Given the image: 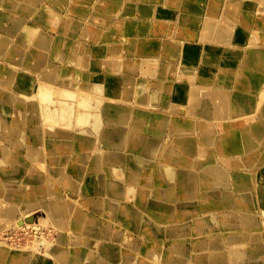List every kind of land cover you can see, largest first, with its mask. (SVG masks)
Listing matches in <instances>:
<instances>
[{
  "label": "bare ground",
  "instance_id": "obj_1",
  "mask_svg": "<svg viewBox=\"0 0 264 264\" xmlns=\"http://www.w3.org/2000/svg\"><path fill=\"white\" fill-rule=\"evenodd\" d=\"M23 1L25 5H34V0ZM148 3L152 8L151 20L137 23L135 34L123 41V47H127L128 52L136 58V73L150 72L147 67L153 70L163 68L166 77L174 85V88H164V92L169 94L165 106L176 113L172 112L161 123L162 130L166 124L165 133L169 135L166 140L162 136V147L158 139L143 135L144 131L141 130L150 124L143 111L137 113L125 103H108L54 89L58 82L61 83L58 77L66 80L70 76L60 66L54 67L50 59L57 57L71 63L72 37L75 33L81 36L86 31V26L78 25L82 23L80 20L85 19L62 23V17L67 15L55 12L48 5L42 8L37 6V11L29 8L25 10L46 26L47 35L43 33L39 36V30L31 27L25 18H15L11 28L5 31L8 37L2 35L4 32L0 33V53L9 52L6 56H15L30 70H35L34 77H28L22 83L30 96L29 100L24 97L16 99L14 95L8 94L7 102H3L5 89L11 88L17 96H22L24 90L20 87L15 71L10 76L0 77V135L17 149H26L31 156L34 154L32 157L41 162L46 160V152L69 156L73 154L71 151L74 146L70 137L78 135L81 140L84 139L77 130L66 131L71 126L67 114L71 110L69 106L75 108L74 120L78 124L86 120L88 112L94 108L99 110L111 122L110 126L103 127L99 132L106 141L98 135L100 140H84L92 149H96L98 143L107 145L109 142L116 145L119 151L125 150L121 156L117 153L109 155L113 164L121 165V170L106 171L102 166L104 172L95 174L94 171L100 169L102 157L99 154L106 155V151L93 152L91 165L87 166L89 162H68L67 170L74 178L67 181L63 177L57 178L66 182V188L81 191L88 180L91 186L99 188L102 185L100 180L116 177L121 172L123 177L119 178L120 181H111L116 184L113 189L115 195L123 193V187L118 184L123 178L128 184L144 180L145 186L136 188V193L141 201L145 199L143 205L153 213L150 222L143 219L145 216L131 204L114 200L107 207L111 218L105 219L106 224L100 225L96 220L86 217V213L80 210L82 208H78L77 203L82 204L81 200H69L68 207L72 216H75L73 222L81 234L73 235L72 229L67 231L60 227L65 208L58 202L59 196L54 195L56 186L52 182L43 183L40 172L34 167H28L27 172L18 168L23 165L17 153L0 140V167L3 168L0 171V264H115L117 260L121 261L122 253L125 255L124 247L134 250L151 248L145 246L146 241L143 246L139 244L141 239L124 235L130 227L135 229L141 225L153 230L155 235L160 233L161 237L169 230L173 234H190L191 231L198 235L191 245L183 242L175 245L178 250L174 252L157 247L153 249L152 255V251L149 253L144 250L147 257L157 264H170L182 259H186L182 264H264L261 262L264 259L261 247L264 245V47H261L264 46V37L255 34V31L264 33L261 29L264 28V0H138V6L144 9ZM240 5H246L243 8L250 11L247 13L248 19L242 23L236 21ZM11 6L21 8L17 2L11 3ZM141 14L142 9H139L138 18H142ZM112 15L100 14L95 18L110 17L109 23L116 25L117 35L120 23H125L124 19L129 15L125 7ZM190 24L193 26L190 27ZM33 38L39 42L38 46L31 44ZM173 40L185 42L186 47L182 48L180 43L179 46L170 44ZM188 43L195 48H189ZM236 45H242L244 49H237ZM166 47L167 52L164 51ZM176 47L180 48V51L176 50V55L180 52V56L175 62L188 67L186 72L184 66L181 71L171 61ZM148 53L158 58L149 60ZM108 54L115 53L107 51L104 56H99L98 65H124L132 57L120 56V61H113L106 59ZM161 58L168 63L162 64ZM77 61L78 58L72 60ZM83 64H86L85 60ZM180 75L184 79H191L185 81L184 90L179 84ZM152 76L166 78L156 72ZM53 78L55 83L52 87L49 81ZM70 81V85L74 86V79ZM100 82L105 91H117L114 79ZM136 85V88L130 89L127 83L126 87L130 90L122 92L137 95L135 103L149 102L148 107H157L160 102L156 98L159 96L157 88L150 87L144 80ZM44 87L47 89L43 91ZM138 87H141V92H138ZM226 89L230 93L228 98L225 96ZM190 90L193 92L189 95ZM207 91L214 92V98L219 103L209 97ZM43 98L48 105L40 101ZM16 102L26 107L25 111ZM63 125L67 127L66 130L62 129ZM237 129L243 134L242 144L234 142L230 147V142L237 139L232 134ZM138 150H147L151 157L160 159L161 164L148 168L144 167L149 164L147 160H142L146 164L143 169H138L139 166L133 162ZM47 158L52 160L54 156ZM81 158L78 155L75 157L76 160ZM6 162L14 166L9 170L4 169ZM149 171L151 174L147 173ZM26 174L30 179H38L41 185L26 190L22 183ZM8 178L17 182V189L2 188V182H8ZM158 184H161L160 194L163 197L179 196L177 190L181 189V195L186 200L181 205L177 203L168 208L162 203L152 202L150 194L157 191L155 186ZM46 189L49 196H46ZM26 196L39 200L47 198L45 202L48 209L33 204L23 208L18 200ZM223 199L227 201L224 206H228L229 211L222 214L219 210L218 215L207 216V212L212 213L209 209L211 204H219ZM250 200L254 207L249 205ZM91 206L99 213L104 210V205L99 201H93ZM17 211L19 215L15 216ZM41 213L42 217L39 216ZM183 214L184 218H180ZM12 215L15 218L10 223L7 220ZM177 221L186 222L177 224ZM6 222L9 224L6 225ZM161 223L164 228H157ZM218 228L220 231L222 229L218 240L203 238L208 236L209 229ZM24 231L33 234L32 244L28 243L31 239L22 243L23 238L19 242V238L11 236L14 233L15 237H19ZM85 235L116 239L120 245L109 247L101 241L98 243L84 239ZM223 237L225 240L222 241ZM194 250L197 254H192ZM175 253L183 257L175 258Z\"/></svg>",
  "mask_w": 264,
  "mask_h": 264
},
{
  "label": "crops",
  "instance_id": "obj_2",
  "mask_svg": "<svg viewBox=\"0 0 264 264\" xmlns=\"http://www.w3.org/2000/svg\"><path fill=\"white\" fill-rule=\"evenodd\" d=\"M77 1L81 4V9H79V12H81V15L79 16V18H74L73 16L69 14V12L73 13V9L74 10L76 9L74 8V4ZM13 2H17L21 8L12 7L11 3ZM105 2L109 3V5H107ZM24 3L25 2L23 0L22 1L20 0H0V33L4 32V34L2 35L8 37L5 31L11 28L10 26L12 23H14L15 18H19V19L25 18V19H28V23L31 25V27L39 30V36L43 35V33L47 35L46 26L44 27V25L40 21H38L36 17H34L31 13L25 10V8H29V9H33L37 11L38 9L37 6H40L42 8L43 6L48 5L49 7H51V9H54L55 12L61 15H67L68 17H62L63 18L62 23H75V20H80V18L85 19V21L80 20L82 23H78V25L82 24L83 26H86L85 27L86 31L83 32L81 36H76V33H75L74 36L72 37V46H71L70 55H69L71 59V63L70 61H61L57 57L56 58L52 57L50 59L54 67L58 68V66H60L65 71H68V75L70 76L66 80L61 77H58L61 83L58 82L56 84L57 86L54 89H56L57 91H61V90L70 91L78 95H84L89 98H94V100H99V101L102 100L108 103H115V104L125 103V104H128L129 105L128 107H131L137 113H140L141 111H143L146 114L150 122L149 125H147L145 128L141 130V131H144L143 135L153 138L154 140L158 139L162 147L163 146L162 136L164 140H166V138L169 137V135H166L165 133L167 131L166 124H164L163 130H162L161 123L165 121L170 115H172L173 114L172 112L176 113L175 111H171L170 108H167L165 106V103H166L165 101L167 100V97L169 96V94L164 92V88H174V85L171 82L170 78L166 77V74H165L166 71L163 68H158V69L153 70L151 69V67H147L150 69V72H147L146 74H144L143 72H140V74L136 73V63H137L136 58L134 57V55L132 56L131 52H128L127 47L126 48L123 47V41H125L129 37H132V35L135 34L137 23L139 22L143 23V21L148 22L149 20H151L150 19V17L152 16L150 15L152 11L151 5L148 3V6L146 9H144L142 6L141 8L138 6V0H56L53 2H50L48 0H42V1L34 0V5H25ZM123 7H125V11L128 12L129 16H127L124 19L125 23H120V29L118 30L117 35H116V25L114 23H109L111 21L110 17H113L112 14L119 10H122ZM139 9H142V14H141L142 18H138ZM105 10H108V11H105ZM100 14H105L107 16H110V17H107V16L99 17V18H103L102 21L104 23V27L95 26V23L99 20V18H95V17H97ZM89 18L90 19L94 18V19L92 21L87 22L86 20ZM7 40L9 39H6L5 41ZM179 43H180V40H173L170 42V44H174V45H178ZM183 43H180V44L182 48H185L186 43L185 44ZM31 44L32 45L35 44L38 46L39 42L37 41V39L33 38ZM187 46H189V48H195L193 47L194 45H190L189 43ZM159 50L162 52V49H160V47H159ZM176 50L180 51V48L176 47L174 49V53L172 55L171 61H173L178 66V68L182 71V67L184 65L181 64L180 62H175L179 60V56H180V52L176 55ZM107 51H110V52L113 51L115 53L112 55H109V54L106 55V59L108 60L120 61L121 60L120 56L122 57L127 56L129 58L131 56L132 57L129 60L125 61L124 65L111 66V67H106L103 64L98 65L99 59H100L99 56L100 57L104 56ZM164 51L167 52V47L164 49ZM4 53L5 52L0 53V58L3 59L2 63L0 64V77L10 76L11 75L10 73L12 71H15L17 79L20 82V87L22 91L24 90L25 92L26 88L22 85V83H25L28 77L29 78H31V76L34 77L35 70L33 71L30 70V68L27 67L24 63H22L21 60L15 59L14 58L15 56H13L12 58L10 56H6V54H8L9 52H7L6 54ZM148 56H149V60H152V59L154 60L158 58V57H152V55H150L149 53H148ZM74 58H78V61L72 62ZM83 60L86 61V64H83ZM160 61L162 64L168 63L163 58H161ZM188 70H189L188 67L184 66V71L186 72ZM153 72H156L157 75L162 74L166 78H156L152 76ZM149 74L151 75L150 77H149ZM71 79H74V82H73L75 84V85L73 84L74 86L70 85ZM107 79H114L113 84L116 86V90H117L116 92L105 91L104 89H102L100 81L105 82ZM143 80L146 81L150 87L157 88L156 93H158L159 96H156V98H158L160 102L155 108L148 107L147 105L149 104V102H141V103L136 102L135 103V101H137L136 99H138L137 95L135 94L126 95V92H122V91H128L132 88H136L137 87L136 84H139L140 81H143ZM190 80H191L190 78L184 79V76L180 75L179 84L182 86L183 90L186 88L185 81L189 82ZM49 83H51L50 85L53 87V84L55 83V78L51 79ZM127 83L129 84L130 89L126 87ZM156 85H159V86H156ZM46 89L47 88L44 87L43 91ZM4 92L12 93V89L7 88L4 90ZM138 92H141V87H138ZM191 92H193V90H190L188 94L190 95ZM207 94L209 97H212L213 99H215L214 92L207 91ZM225 96L227 98L230 96V93L228 92L227 89H226ZM40 101L42 103L47 104V100H45L44 98L41 99ZM215 102L219 103L218 99H215ZM25 104H27V102ZM138 104H140V107L138 106ZM120 105H124V104H120ZM18 106H22L21 110L23 109L25 111L26 107H24L21 103H19ZM54 107L59 108V106H52L51 108H54ZM62 107H65V106H62ZM69 107H71L70 108L71 110L68 111L67 114H68V118H69V122L71 123L70 124L71 126L69 130H66L67 127L63 125L62 129L68 131V133L71 129H73L74 131L77 130L78 133L81 132L83 134V137L85 140H93L94 138L99 139V137L104 139L103 136L99 134V132L103 127L110 126L111 122L107 118L103 117L101 112H99V110L94 108V110L87 113L86 120L82 121V124H78V122H75L74 120L75 108L73 106H69ZM220 110H223V109H220ZM232 134H235L237 136V139L235 141L232 140L230 142V147H232L231 144L234 142L242 144L241 141L243 140L241 137L243 134L238 131L237 132L233 131ZM2 139H5L6 141ZM70 139L74 144L73 150L71 151L73 154L68 156V155L57 154V153H56L57 155H55V153L52 154V153L46 152L45 154L46 160L41 162L39 159L32 157L34 156V154H32L31 156L26 149L25 150L17 149L15 145H13L8 139L0 137L1 141H4L6 145L10 146L9 147L10 150L17 153V157L20 159V162L23 165V166L20 165L21 167L18 166V168H22L25 172H27L28 167L29 169L30 167H34L36 168L37 172H40L43 183L52 182L56 186V191L54 195L59 196L58 202L65 208V217L62 216L60 218L61 220H63L60 222L61 229L65 228L67 231L68 229H72L73 235H76V236L81 235L79 232H77L78 230L77 226H75L73 222V218L75 219V216L74 217L72 216L71 209L70 207H68L70 206L69 200L71 201L73 200V202H76L77 200H81L83 205L81 203H77L78 208H82L80 210H82L83 213L84 212L86 213L85 215L86 217H88L91 220L92 219L96 220L97 223L100 225L106 224L105 219H108L110 217V215H108L107 207L110 206V203L114 200L120 201L124 204H131L135 209H137L138 212L142 213L145 216V218L143 217V219H146L152 222L151 215L153 213L148 211L147 208L143 205V203H145V199L141 201L138 198L137 193H136V188L145 186L144 180H140L138 181V183L128 184L123 178V180L120 183H118L119 185L123 187V193L121 195L114 194L113 189L116 184L111 183V181H117L119 180V178L122 179L123 176L121 172H119L116 177H112V178L107 177L104 180H100L102 185H100L99 188H97L95 185L91 186V181L89 180L86 181L85 184H83L81 191L70 190L65 187L66 182L64 180L58 179L57 177H63L64 179H66V181L71 178H74V176H72V174L67 170L68 162L69 163L78 162L82 164H86L87 162H89L87 164L88 166V165H91L92 163V160L90 157L93 156L92 154L93 152H105L106 151V155L99 154V157H102L100 158V164H99L100 169L97 171H94V173L95 174L103 173L104 170L102 166L104 167L106 171L107 170L109 171L117 170L118 171V170H121V165L118 163L113 164V162L109 159V155L117 153L119 156H121V154L125 153V150L119 151L116 148L117 147L116 145L113 146V144H110L109 142L107 143V145H102L101 143H98L96 149L95 148L92 149L85 142V140L83 138H82L83 140H81V138L78 135L72 136L70 137ZM35 145H38V143L37 144L35 143ZM138 151L139 152L134 154L136 156L133 157V162L136 163L137 166H139L138 169H141V168L143 169V165H145L146 163H149V164L144 167H148V168H152L153 166L156 167L161 164V160L151 157L150 153L147 150H138ZM14 152H13V156L15 158ZM76 155L82 157L81 160L80 159L76 160L75 159ZM51 156H54L52 160L51 158L50 159L47 158ZM142 160H147V162L144 163L142 162ZM131 162H132V159H131ZM3 166H4V169L9 170L14 165H12L11 162H6V164H4ZM1 169L3 168L0 167V171ZM147 173L151 174V171ZM22 183L24 184L25 189L27 190V189L38 186L40 182L38 179L28 178L26 174L25 177H23L22 179ZM1 185H2V188L17 189L16 188L17 182L13 181V179H10V178H8V182H2ZM155 187L157 191L155 193L150 194V199L154 203H162L163 206L168 208L169 206L172 207L174 204H177V203L180 204L181 202H184L186 200L185 197H182L181 195V192H182L181 189L177 190V192L181 196L180 195L175 196L174 194L173 196L163 197V195L160 194L161 184H158ZM45 193H46V196H49L47 189L45 190ZM19 199L20 200H18V202L20 206H23V208L33 204L38 207H45L46 209H48L47 207L48 205L45 202L47 201V198H41L39 200V199H31V197L26 196V197H19ZM93 201H99L100 203L104 205V210L102 213H99L100 211L95 210L91 206V203ZM224 203H227V201H224L223 199V201L219 204H216V203L211 204L209 209L211 210L212 213L207 212L206 213L207 216L212 215V214H217L219 210L222 212V214L227 213V211H229L227 209L228 206H224ZM53 204H56V203L53 202ZM249 205L251 207H254V203L252 200H250ZM36 210H38V208ZM18 215H19V211H17L15 216H18ZM13 218H15L14 215L9 217L7 221H10L11 223ZM180 218H184V214L180 215ZM189 221L191 222V220ZM185 222L186 221H183V222L177 221V224H181ZM7 223L8 222H6V225ZM173 224H170V225H173ZM157 228H164V224L161 223L160 227H157ZM124 230L127 231L126 229ZM209 230L210 231H209L208 236H204L203 238H206L209 241H212V240L216 241L220 238L219 228L215 230H211V229ZM124 235L135 237L137 238V240L138 238L141 239V242H139V244L143 246H144L143 242L146 241L147 243L145 246H150L151 248L144 249V250L149 253L151 251L153 252V249L157 247L158 248L161 247L163 248L162 250L167 251V252H174L178 250L175 248V245H179L180 242H183V244L187 243L191 245L193 244V240H196L198 236L196 233H192L191 231H190V234L189 232H185L184 234L183 233L173 234L169 230L164 236L161 237L160 233L158 235H155L154 231L149 230L145 225H141L139 226V228H135V229L130 227V230L124 233ZM199 235L200 237L202 236L200 233ZM84 239H88L89 241H93V242L97 241L98 243L101 241L102 243H104L106 246H109V247H118L120 245L119 243L120 241H117L116 239H99L93 235H85ZM262 239L264 240L263 232H262ZM223 240H225L224 237L222 238V241ZM261 247L264 250V245H262ZM144 250H134L132 248L124 247L125 255H123L122 253L121 261L117 260L115 264H122V263L126 264V260H128L127 261L128 264H157L156 261L151 260L147 257V253ZM153 254L154 252L152 253V255ZM192 254H197V253L194 250ZM154 257L160 258L158 255H155ZM174 257L182 258L183 256H181L178 253H175ZM185 260L186 259H182L181 261L174 260L170 264H182V262ZM261 262L263 263L264 259ZM0 263H1V260H0Z\"/></svg>",
  "mask_w": 264,
  "mask_h": 264
},
{
  "label": "rangeland",
  "instance_id": "obj_3",
  "mask_svg": "<svg viewBox=\"0 0 264 264\" xmlns=\"http://www.w3.org/2000/svg\"><path fill=\"white\" fill-rule=\"evenodd\" d=\"M236 5H234V7H235ZM246 5H240L239 6V16H238V18L236 17V21L238 22V20H240L241 22L240 23H242L244 20H246V19H248L247 18V13H250V11H248L246 8H243V7H245ZM74 8H76L75 10L73 9V13H70L69 12V14L71 15V16H73L74 18H79V16L81 15V12H79V9H81V4L77 1L75 4H74ZM243 8V9H242ZM263 13H264V11H262ZM103 18H99V20L95 23V26L96 27H104V23H103ZM34 22V21H33ZM256 23H257V21H255ZM196 25V24H195ZM194 25V26H195ZM176 26H178V25H176ZM193 26V24H190V27H192ZM239 26V25H238ZM196 27V26H195ZM194 27V28H195ZM257 29V28H256ZM262 30H264V28H261ZM258 30V29H257ZM185 32H186V30H185ZM255 34L257 35L258 34V36L259 37H264V33L262 32V33H258L257 31H255ZM90 43V42H89ZM89 43H87V44H89ZM211 46V45H210ZM237 46V45H236ZM261 47H264V46H261ZM237 49H244L243 48V46L242 45H240V46H237ZM2 60L3 59H1L0 58V64L2 63ZM4 93V97H3V101H5V102H7V100H8V94H12V95H14L15 97H16V99H18V98H22V97H24L25 99H28L29 100V98H30V96H28V94H27V91L26 92H24L23 91V95L22 96H17V95H15L13 92L12 93H9V92H3ZM29 97V98H28ZM17 104H18V102H16ZM20 103V102H19ZM30 103H33V101H30ZM28 104V103H27ZM237 131H240L239 129H237ZM0 137H3V136H0ZM3 138H5V137H3ZM2 140H4V141H6L5 139H2ZM4 141H1V142H3L4 143ZM241 143H242V141H241ZM5 145H6V143H4ZM233 144V143H232ZM231 144V145H232ZM7 147H8V145H6ZM10 147V146H9ZM39 216H43V214L41 213V214H39ZM25 231L24 232H22V233H20L19 234V237H15L16 235H14V233H11V236H14V238H19V242L21 241V239H22V243H26V242H28L30 239V241L28 242V243H30V244H32L34 241V238H33V240H32V237H33V234L31 233V232H27V233H25ZM22 235H23V237H22ZM0 236H2V235H0ZM26 236V237H25ZM11 240L13 239L12 237L10 238ZM25 239H27V240H25ZM25 240V241H24Z\"/></svg>",
  "mask_w": 264,
  "mask_h": 264
}]
</instances>
